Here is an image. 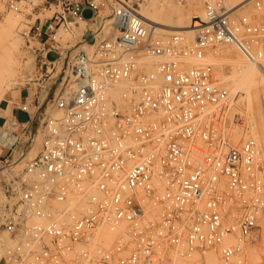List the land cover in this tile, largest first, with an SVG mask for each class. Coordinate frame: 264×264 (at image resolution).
<instances>
[{
	"label": "built area",
	"instance_id": "1",
	"mask_svg": "<svg viewBox=\"0 0 264 264\" xmlns=\"http://www.w3.org/2000/svg\"><path fill=\"white\" fill-rule=\"evenodd\" d=\"M197 1L202 24L188 42L157 32L131 0H38L36 13L53 12L26 35L43 62L53 52L62 65L52 98L60 115L44 112L37 128L41 150L5 216L12 244L0 264H187L194 255L208 264L211 252L219 264H264V253L252 259L264 232V160L247 130L234 142L231 122L244 127L235 96L205 60L233 45L264 80V0H251L250 12ZM18 2L7 6L19 12ZM82 24L95 27L80 35L89 44L90 33L91 48L59 51L57 32ZM31 103L20 108L26 122L2 126L0 152L12 150L17 128L32 127Z\"/></svg>",
	"mask_w": 264,
	"mask_h": 264
},
{
	"label": "rangeland",
	"instance_id": "2",
	"mask_svg": "<svg viewBox=\"0 0 264 264\" xmlns=\"http://www.w3.org/2000/svg\"><path fill=\"white\" fill-rule=\"evenodd\" d=\"M131 2L133 3L134 7L138 10V12L141 10V8L145 9V12L147 14L146 16H150L148 18L155 16L160 10L170 12V14L172 12L176 13L179 11L184 15H186L187 12L193 14H198L201 11L203 12L202 5L197 0H187L186 3L181 2L180 0H131ZM236 2L237 1L235 0H225V3L230 7H232ZM38 4V0H19L17 6L19 7L20 11L13 12L8 8L7 0H0V57L4 62V69L8 68L6 67L7 65L13 64V68H10V72L12 71L14 73L11 74L12 72L9 73V71L3 73L5 75L4 78L6 77L8 80H12L13 82H10L12 85H9L10 87L6 92L10 90L14 91L19 88H26L32 94V100H34V105L38 107L37 109L33 108L31 110L32 115H34V123L32 124V127L28 129L23 127L17 128L13 133V135L16 137V140L14 142L12 150H7L6 148H4L0 152V255L4 252L5 247L12 244V241L10 240L8 234L4 231L3 224L5 216L8 213L9 207H12L13 204L17 201L19 183L21 181V178L23 177V170L25 164L30 159L35 157L41 150L43 138L41 132L37 131V128L43 120L44 112L46 115L50 116L60 115V112L57 111L53 105L52 98L53 93L58 92L60 89V82L64 72L61 67L62 65L61 63L55 61L56 55L53 52H49L47 54V60L43 62L40 57L42 45L33 38L32 34H30L29 36L26 35L27 31L33 24L37 25L39 23V19L36 20L37 16H39L42 23H45L53 12L52 9L41 11L42 13L38 14L39 11L36 8ZM248 4H246L247 6L244 8L246 12H250V5ZM35 11L38 12L36 13ZM107 14L108 12L102 13V15ZM90 15L91 12L89 10H85L83 12V16L85 18H89ZM172 20L174 19L172 18ZM91 27L92 29L95 28L92 24H89L88 26L82 24L72 33H65L62 30H59L57 32V35H61V38L63 39L62 42H59V51H74L76 49H88L77 48V46L79 44L85 43L80 40V35L84 30ZM107 27H109V25H106V28ZM14 30L15 32H17L16 34L18 37V41L21 45L19 55L20 60L18 59L15 63L13 61L15 52L11 50L14 49V47L10 48V52L7 51L8 47H10L9 44ZM163 34L168 33L163 32ZM107 37V34L100 35V38ZM228 49L229 48L225 47V45L218 46L216 50L214 49L215 51L212 50L206 54V59L208 57H211L212 55L215 59L223 60L227 57L232 56L234 58L243 57L244 60L248 61L247 58H245L237 48L236 49L240 54L232 53ZM145 62L148 66H151V64H153L155 60L147 59ZM223 62H225V60H223ZM209 66L211 73L215 78L214 69L211 64ZM221 70L224 74L229 73L228 66H223ZM254 71H257L256 68H254ZM15 74H17L18 76ZM14 75L17 77H14ZM216 80L218 84L225 87V85L222 84L218 79ZM249 80L254 81L253 84L255 86H251V88H249V90L252 91H250L251 98H249V95H247V92L245 90L246 88L244 86L239 87L238 89L235 88L234 90L232 88L229 89L226 87V89H228L229 92L233 96H235V102L233 105L234 107L232 109V113H237L242 117V122L244 126H237L236 123H232V116L230 118V127L236 131V136L233 137L234 142L239 141L241 137V135L239 134L241 133V129L247 130V134L253 136L257 140L261 151V158L262 160H264V132L260 133L258 131V128H256L254 131H251L250 129L253 123L255 125H257L256 123L260 124V121L258 119L259 115H257L258 111H256V107L257 98H259V100L264 99V80H262L260 73L258 74V76L254 77L250 75ZM260 101H262V105V103H264V100ZM260 111L264 112V105H262ZM262 122H264V116H262ZM105 237L106 241H108L109 243H113L114 237L112 234L106 232ZM259 245V249L252 256L254 262L258 260L259 254L264 253V232H262L261 234ZM207 256L213 258V260H211L210 262L207 261L208 264H219L218 257L215 253L211 252L207 254L206 257ZM198 258V256L194 255L191 259L188 260L187 264H196Z\"/></svg>",
	"mask_w": 264,
	"mask_h": 264
},
{
	"label": "bare ground",
	"instance_id": "3",
	"mask_svg": "<svg viewBox=\"0 0 264 264\" xmlns=\"http://www.w3.org/2000/svg\"><path fill=\"white\" fill-rule=\"evenodd\" d=\"M235 1H237V2L233 5V7H239L241 5H246V4L250 3L251 0H235ZM193 9H194V7H193ZM195 10H196V8H195ZM138 13L145 20V22H147L148 24H151L153 27H155L157 29L156 30L157 32H162V33L164 32V33H168V34L173 33V32H183V34L186 36L188 42L193 41L194 29L197 26L202 24V16H203L202 11L199 12L198 14H193V13L187 12V14L184 15L183 13H181L179 11L176 13L172 12L170 14V12H165L163 10H160L158 12V14H156L155 16H152L151 18H148L150 16H146L147 14L145 12V9H143V8H141V10ZM172 18L174 20H172ZM17 21H16V23H17ZM110 23H111V21L109 19H107L106 25H109V27H107L108 29L106 28L107 31L111 30ZM16 33L17 32H15V30H14L12 33V38H11L10 44H9L10 47H8V49H7L8 52H10L11 50H13V52H15V56H14V60H13L14 63L20 57L19 55H20V48H21V45L18 41V37H17ZM54 39L57 42L63 41V39L61 38V35L60 36L56 35L54 37ZM11 45H14V46H11ZM91 45L92 44L88 45L85 42V43L79 44L77 46V48H88V49H90ZM11 47H14V49L10 50ZM225 47H228L229 48L228 50H230L232 53H239L240 52V51L238 52L237 49L233 45H225ZM230 57L223 59V60H225V62H223L222 59H215L212 55H211V57H208L205 60L207 63L211 64V66L214 69L215 78L218 79L222 84H224L225 88L226 87L229 89L232 88L234 90L235 88L238 89L239 87L244 86L246 88V89L245 88L244 89L246 90L247 95H249V98H251V96H250L251 90H249V88H251V86H253V87H255V86L253 84L254 81L249 80V76L250 75L253 77L258 76L259 69L253 63H250V62L244 60L243 57L242 58H240V57L234 58L232 56H230ZM27 59H28V57H27ZM12 65L13 64L7 65L6 67H8V68L4 69V62L0 57V101L2 100L5 92L9 89V87H10L9 85H12L10 83V82H12V80H8L6 77L4 78L5 75L3 74L4 72H8V71H9V73H11L12 71L10 72V68H13ZM223 66L229 67V73L228 74H224L222 72L221 69L223 68ZM254 68H256L257 71H254ZM11 74H14V73L12 72ZM15 75H17V74H15ZM15 75H14V77L18 76V75L17 76H15ZM10 77H8V78H10ZM260 100H264V99H260ZM260 100H259V98H257V107H256L257 108L256 111H258L257 115H259L258 119L260 121V124L256 123L257 125H255L253 123L251 125L252 127H250V129H251V131H254L256 128H258V131L260 133H262V132H264V122H262V116H264V112H261L260 109L262 108V105H264V103H262V105H261L262 101H260ZM106 232L107 231L104 230L102 233L106 234ZM206 260L210 262L211 260H213V258H211L210 256H207Z\"/></svg>",
	"mask_w": 264,
	"mask_h": 264
},
{
	"label": "crops",
	"instance_id": "4",
	"mask_svg": "<svg viewBox=\"0 0 264 264\" xmlns=\"http://www.w3.org/2000/svg\"><path fill=\"white\" fill-rule=\"evenodd\" d=\"M32 94L26 88L10 90L5 93L0 101V131L2 126L9 118L16 119L19 123H24L28 120V115L20 108L24 103L32 104ZM33 109V106L30 107Z\"/></svg>",
	"mask_w": 264,
	"mask_h": 264
},
{
	"label": "water",
	"instance_id": "5",
	"mask_svg": "<svg viewBox=\"0 0 264 264\" xmlns=\"http://www.w3.org/2000/svg\"><path fill=\"white\" fill-rule=\"evenodd\" d=\"M86 40H88L89 41V43H93V39H92V37H91V35H90V33H87L86 35H85V37H84Z\"/></svg>",
	"mask_w": 264,
	"mask_h": 264
}]
</instances>
